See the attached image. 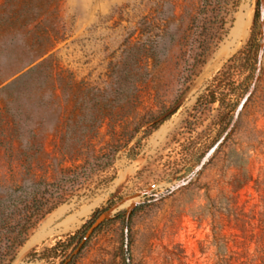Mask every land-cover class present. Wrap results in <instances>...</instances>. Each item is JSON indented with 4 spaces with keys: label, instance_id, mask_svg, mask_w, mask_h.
Listing matches in <instances>:
<instances>
[{
    "label": "rangeland",
    "instance_id": "obj_1",
    "mask_svg": "<svg viewBox=\"0 0 264 264\" xmlns=\"http://www.w3.org/2000/svg\"><path fill=\"white\" fill-rule=\"evenodd\" d=\"M201 1L0 0V199L78 176L11 264H264V0Z\"/></svg>",
    "mask_w": 264,
    "mask_h": 264
},
{
    "label": "trees",
    "instance_id": "obj_2",
    "mask_svg": "<svg viewBox=\"0 0 264 264\" xmlns=\"http://www.w3.org/2000/svg\"><path fill=\"white\" fill-rule=\"evenodd\" d=\"M216 3L218 0H202L199 14L215 8ZM76 178L77 175L69 172L53 183L28 181L3 191L0 199V264L12 263L17 247L30 229L65 202L69 192H74Z\"/></svg>",
    "mask_w": 264,
    "mask_h": 264
},
{
    "label": "water",
    "instance_id": "obj_3",
    "mask_svg": "<svg viewBox=\"0 0 264 264\" xmlns=\"http://www.w3.org/2000/svg\"><path fill=\"white\" fill-rule=\"evenodd\" d=\"M130 216H131V212H127L126 213V233L128 232V223L130 220ZM102 220L98 219L97 221H95L91 227L88 229L86 235L84 236V238L82 239V241L80 242V244L78 245V247L75 249V254H77L78 252H80V250L84 247V245L86 244V242L90 239V237L93 235V233L99 228V226L101 225ZM69 261H65L63 264H68Z\"/></svg>",
    "mask_w": 264,
    "mask_h": 264
},
{
    "label": "bare ground",
    "instance_id": "obj_4",
    "mask_svg": "<svg viewBox=\"0 0 264 264\" xmlns=\"http://www.w3.org/2000/svg\"><path fill=\"white\" fill-rule=\"evenodd\" d=\"M251 20L252 15L250 13L240 16L236 23L234 34L240 38L245 37L248 34V29L251 24Z\"/></svg>",
    "mask_w": 264,
    "mask_h": 264
}]
</instances>
